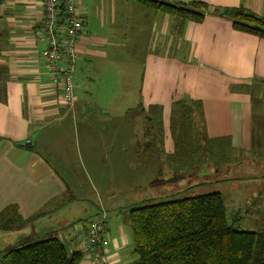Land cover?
I'll return each instance as SVG.
<instances>
[{
    "label": "crops",
    "instance_id": "obj_1",
    "mask_svg": "<svg viewBox=\"0 0 264 264\" xmlns=\"http://www.w3.org/2000/svg\"><path fill=\"white\" fill-rule=\"evenodd\" d=\"M78 1L85 24L77 41L79 60L74 76L77 69L80 73L79 81L73 78L76 81L73 106L65 104L61 87L53 85L49 77L44 55L48 45L37 38L43 26L40 1H0V29L7 36L0 48V212L16 206L25 221L34 222L50 207L66 204L67 201L60 200L68 194L71 204L68 183L77 182L80 171L76 167L85 159L88 166L103 164L106 173L102 170L98 173L104 176L100 181L106 184L102 201L118 208L112 187L108 186L111 175L131 181L134 189L139 190V186L147 183L145 176L149 171L160 167L155 164L154 130L149 128L153 120L158 119L157 124L164 132L163 157L171 158L175 151L174 140L169 137L172 107L183 99L202 103L207 137L225 140L233 155H244L246 159L252 151L264 150V111L256 113L251 90L255 80L264 82L263 39L237 32L230 21L214 16L195 24L147 10L131 0ZM177 1L202 2L219 8L242 7L264 16V0ZM128 37L134 41L132 46L143 47L145 54L138 96L145 118L141 124L131 125L129 144L122 145L114 139V147L110 145L108 149L112 150L108 153L85 157L81 143L84 148L97 149L100 144L96 145L94 140L99 138L102 142L101 136L112 125L106 123L98 110L96 103L101 100L97 89L90 93L91 87L84 85L81 78L92 62L103 63L110 53H121L126 46L123 41ZM115 126L112 129L121 131V135V128ZM256 134L261 137L259 142ZM107 165L114 173L111 170L110 174ZM124 170L142 176L133 178ZM247 179L249 186L244 184ZM170 180L162 181L169 185ZM149 183L155 184V180L150 179ZM217 184H226L231 189L230 193L222 192L229 211L244 215L245 220L254 214L262 215L255 209L264 204V175L226 179ZM243 186L252 189L247 196L241 192ZM75 223L52 232L70 233ZM114 225L109 220L106 234L111 239L106 254L110 255L111 263L117 264L118 253L127 246L128 237L121 223Z\"/></svg>",
    "mask_w": 264,
    "mask_h": 264
},
{
    "label": "trees",
    "instance_id": "obj_2",
    "mask_svg": "<svg viewBox=\"0 0 264 264\" xmlns=\"http://www.w3.org/2000/svg\"><path fill=\"white\" fill-rule=\"evenodd\" d=\"M131 1L147 10L187 23L202 24L210 16L225 19L232 23L235 31L264 40V16L242 7L219 8L202 2L183 4L177 0ZM6 41L7 36L0 29V48ZM171 118L177 134L175 152L169 159H173L174 168L180 170L178 174L184 168H193L200 160H209L210 165L215 167L219 158H236L225 140L207 137L200 101L183 99L174 102ZM194 171L198 172V169ZM194 178L190 184L196 181V175ZM176 180L180 178L174 183ZM162 183L167 184L165 181ZM152 197L142 199L126 211L137 255V261L131 264H264L263 215L260 219L262 229L249 231L240 228L245 222L244 215L229 212L225 197L220 192L185 197L181 193H173L165 199ZM104 213L101 207L99 219L77 224H83V228L88 230L96 221L105 219L106 225L107 215ZM29 221L19 215L16 206H8L0 212V229L6 231L15 224L25 227ZM77 233L79 230L76 229L69 233L72 242ZM108 246L109 243L101 249L103 258L98 264H108ZM90 253L87 260L92 264ZM85 258L80 250L74 249L70 253L68 246L56 237V232H51L47 239L38 243L21 244L9 249L0 257V264H81Z\"/></svg>",
    "mask_w": 264,
    "mask_h": 264
},
{
    "label": "rangeland",
    "instance_id": "obj_3",
    "mask_svg": "<svg viewBox=\"0 0 264 264\" xmlns=\"http://www.w3.org/2000/svg\"><path fill=\"white\" fill-rule=\"evenodd\" d=\"M81 8L82 6H80V10ZM123 43L126 46L121 53L115 51L113 54L110 53L107 60H102L103 63L94 64L92 62L81 78L84 85L87 84L91 87L90 93L94 94L97 89V94L99 93L98 98L101 100L96 103L98 110L103 114L106 123H111L112 125L110 131H105L101 136L102 138L100 137L102 142L99 138L94 140L96 145L100 144L97 149L84 148V143H81L82 153L85 157H92L95 154L103 156V154L108 153L114 147V145L112 146L114 139H116L118 143L121 142L122 145L127 144L130 140L131 125H133V123L136 125L138 122L141 124L142 120L145 118L141 115L142 112L140 104L138 103L143 60L145 56L144 50L143 47L134 48L132 46L134 41L132 42L129 37L124 39ZM79 73L80 70L77 69L74 78L76 77L78 79ZM75 82L76 81H74V84ZM255 82L256 84L251 87V90L255 111L257 113L264 111V82L263 80H255ZM99 84L100 87L97 88ZM136 115L137 117L135 119L134 116ZM170 119L171 133H169V137L173 138L175 144L177 130L174 128L173 119ZM157 120L151 121L149 128L151 131L154 130V152L157 158L155 164L160 167L154 168L151 172L149 171V174L145 176L147 183L139 186V191L134 189L135 184L131 183V181L125 182L124 178H114L111 175L108 186L112 187L111 193L113 197H116L119 206L118 208H114L111 204L108 205L107 201H102L103 197H101V194L105 193L104 187L106 184L102 183L100 180L105 178L103 175L98 174L101 170L104 171V174L106 173L104 166L101 163L98 167L88 166L89 162L85 159V161H81L76 167L80 171L76 177L77 182L68 183L72 194V200L70 199L71 204H69L68 194L66 199L60 200L67 201L66 204L63 206L57 204L54 208L50 207L47 210L48 213L46 212L45 214L35 217L36 221L34 222H32L31 219L25 227L15 224L14 227L9 228L7 231L0 229V257L9 249L18 245L38 243L47 239L50 233L59 227L74 222L78 223L79 220L84 222L86 220L99 219L102 207V211L105 212L104 215H108V224L109 220L111 223L114 221L115 225L121 223L120 226L122 227V231L126 237H128L127 246L122 247L120 253H118L119 256H117V258L119 259L117 260V264H131L137 261V255L134 253L131 228L127 220L128 218L125 215L126 211L132 207L133 203L140 202L142 199H150L152 196L156 198L163 197L165 199L167 195L173 193H181L183 197L214 192H223V194H226L231 192L230 187L226 184H215L216 181L264 175V150H261V153L252 151L248 157L246 156V159L244 155L235 156L236 158H232L233 160L219 158L215 167L213 166L214 164L210 165L211 163L209 160H200L196 162L197 165L193 168H184V171L178 174L180 170L174 168L173 159L163 157L161 140L164 137V132L162 131V127L157 124ZM115 124L117 125L115 126L116 128H121V135V131L112 129ZM67 132L69 137V126ZM255 137L259 142L261 137L259 138L257 134ZM92 139H95V136H92ZM110 145L112 148L108 149ZM129 154L130 152L127 153V155ZM123 155L126 154L123 153ZM242 162L243 165L241 164ZM233 164L234 166H232ZM228 166L231 167V169H229ZM106 167L111 174V170L113 172L112 167H110V165ZM195 169H198L199 173L197 171L195 172ZM216 170L219 172L217 173ZM124 172L127 174L131 173V177L133 178L142 176L132 171L124 170ZM194 174L196 175V181L190 184L189 182L195 179ZM169 178L172 179L169 185L162 183L163 179ZM177 178H180V180H176L174 183ZM150 179L155 180V184L149 183ZM249 180L250 179L244 180V184H248L247 186H249ZM191 186L195 187L189 189ZM247 186L241 187V192L243 194L246 193V196L252 191V189ZM258 190L260 192L263 191L262 188H258ZM263 206L264 204L255 209V212L257 210L262 212L264 217ZM119 211H122V214H120ZM262 215H251L240 225V228L249 231H260L262 229V226H260L262 225V221H260ZM123 220L125 222L122 224ZM114 230L120 233L117 228ZM109 257L110 255L107 256V259ZM87 258L88 257L83 259L81 264H89ZM108 260H110L108 264H115L113 262L111 263V259Z\"/></svg>",
    "mask_w": 264,
    "mask_h": 264
},
{
    "label": "built area",
    "instance_id": "obj_4",
    "mask_svg": "<svg viewBox=\"0 0 264 264\" xmlns=\"http://www.w3.org/2000/svg\"><path fill=\"white\" fill-rule=\"evenodd\" d=\"M43 9V26L38 32V41L48 47L44 50L51 83L61 87L65 104L75 103L74 71L79 60L77 41L81 36L85 21L82 17V5L78 0H39ZM81 4V5H80ZM63 64L61 65V63ZM104 220L96 221L85 230L83 224H77L79 230L75 240H71L67 231L56 232V237L68 246L70 253L74 249L82 251L86 257L92 255V264L102 261L101 249L109 243L106 237Z\"/></svg>",
    "mask_w": 264,
    "mask_h": 264
}]
</instances>
